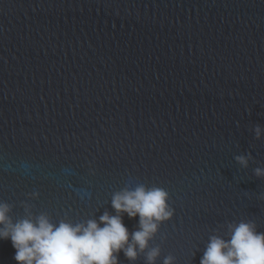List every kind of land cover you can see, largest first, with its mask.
Returning <instances> with one entry per match:
<instances>
[{
	"label": "water",
	"instance_id": "obj_1",
	"mask_svg": "<svg viewBox=\"0 0 264 264\" xmlns=\"http://www.w3.org/2000/svg\"><path fill=\"white\" fill-rule=\"evenodd\" d=\"M257 169L264 0H0V202L13 220L98 219L116 214L114 193L161 187L173 217L120 264L157 247L155 264H200L230 222L264 232ZM123 216L135 231L139 216ZM15 251L0 239V264Z\"/></svg>",
	"mask_w": 264,
	"mask_h": 264
},
{
	"label": "clouds",
	"instance_id": "obj_2",
	"mask_svg": "<svg viewBox=\"0 0 264 264\" xmlns=\"http://www.w3.org/2000/svg\"><path fill=\"white\" fill-rule=\"evenodd\" d=\"M256 127L257 137L261 135ZM237 159L246 165L247 158ZM257 175L264 170L257 169ZM169 193L161 187L144 184L113 194V215L105 211L98 219L54 222L46 213L27 214L13 220L11 206L0 202V239H11L18 264H120L121 251L136 260L159 231L160 225L173 217L175 209L168 203ZM139 216L138 228L130 231L123 214ZM228 238L211 235L200 264H264V232L254 220L228 224ZM160 249L147 252L148 264H155ZM164 264H175L168 256Z\"/></svg>",
	"mask_w": 264,
	"mask_h": 264
}]
</instances>
